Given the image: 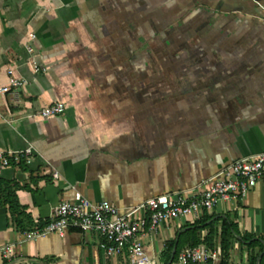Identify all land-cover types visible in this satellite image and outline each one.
Masks as SVG:
<instances>
[{
    "label": "crops",
    "instance_id": "0c3cea01",
    "mask_svg": "<svg viewBox=\"0 0 264 264\" xmlns=\"http://www.w3.org/2000/svg\"><path fill=\"white\" fill-rule=\"evenodd\" d=\"M9 72L23 86L0 95V152L33 153L0 183L24 187L31 231L76 195L127 210L264 153V0H0V88ZM54 103L63 114L35 115ZM205 218L238 232L226 264H264V178L243 202L147 232L145 252L170 264ZM23 233L0 207V247L14 246L0 264H133L93 232Z\"/></svg>",
    "mask_w": 264,
    "mask_h": 264
},
{
    "label": "built area",
    "instance_id": "2783aa9c",
    "mask_svg": "<svg viewBox=\"0 0 264 264\" xmlns=\"http://www.w3.org/2000/svg\"><path fill=\"white\" fill-rule=\"evenodd\" d=\"M30 39H34L30 35ZM33 52L32 48L28 49ZM33 69L40 68L34 64ZM8 87L0 88V95L17 91L23 82L9 72ZM64 112L61 103H54L36 112V116L52 118ZM33 148L22 152H0V175L5 168L27 162ZM54 179L58 178L55 172ZM264 178V153L233 162L213 178L204 181L189 195H176L151 199L143 204L120 210L109 202L91 204L81 195H76L71 203L57 205L48 224L40 230L23 233V242L36 241L48 235L63 236L67 232H93L100 236L99 249L107 259L128 256L133 264H154L143 247V238L148 232L168 221L198 218L227 203L243 202L250 190ZM13 245L0 247V259L10 261L13 257ZM170 264H220L213 250L205 244L195 248H186Z\"/></svg>",
    "mask_w": 264,
    "mask_h": 264
},
{
    "label": "trees",
    "instance_id": "16d2710c",
    "mask_svg": "<svg viewBox=\"0 0 264 264\" xmlns=\"http://www.w3.org/2000/svg\"><path fill=\"white\" fill-rule=\"evenodd\" d=\"M18 166L24 167V162L21 161ZM24 187L18 186L16 183H0V207L7 208L10 212L12 224L22 232L31 231L32 223L29 216L26 214L25 209L19 204L16 191L23 189ZM205 218L201 221V225L209 229L208 235L203 239L197 237L196 232L198 228L188 232V238L186 240V248H195L201 243L205 244L209 249L213 250L216 240L220 243L221 261L220 264H226L228 257L231 240L238 233L233 224L223 222L220 231L214 227V224ZM33 230V229H32Z\"/></svg>",
    "mask_w": 264,
    "mask_h": 264
}]
</instances>
